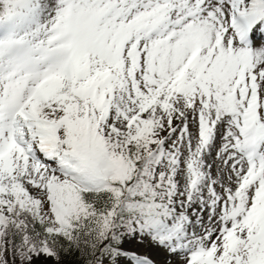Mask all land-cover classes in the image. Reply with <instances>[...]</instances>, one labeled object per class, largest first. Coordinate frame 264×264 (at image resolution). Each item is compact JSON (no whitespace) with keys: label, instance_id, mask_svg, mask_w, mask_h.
Instances as JSON below:
<instances>
[{"label":"snow or ice","instance_id":"obj_1","mask_svg":"<svg viewBox=\"0 0 264 264\" xmlns=\"http://www.w3.org/2000/svg\"><path fill=\"white\" fill-rule=\"evenodd\" d=\"M0 264H264V0H0Z\"/></svg>","mask_w":264,"mask_h":264}]
</instances>
